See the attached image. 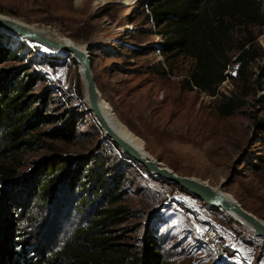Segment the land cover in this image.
<instances>
[{
	"label": "rangeland",
	"instance_id": "obj_1",
	"mask_svg": "<svg viewBox=\"0 0 264 264\" xmlns=\"http://www.w3.org/2000/svg\"><path fill=\"white\" fill-rule=\"evenodd\" d=\"M118 1L0 0V17L84 52L100 108L117 134L145 158L264 224V56L249 68L253 84L244 105L222 116L218 99L186 82L194 60L162 53V28L150 18L148 0ZM232 35L237 42L255 38L254 47L264 52V29L240 26ZM0 47L15 54L0 67L31 75L36 99L49 96L41 109L50 122L33 132L40 142L21 154L20 188L7 193L18 204L17 241L26 244L18 248L20 264L56 251L100 205L90 190L78 191L79 175L67 179L50 204H35V181L46 161L62 157L76 165L89 162L87 168L102 165L108 183L120 185L131 216L116 228L125 236L118 241L134 252L152 239L168 264H264V234L148 170L107 136L91 109L83 67L72 55L2 29ZM229 74L220 91L240 95L238 65L232 63ZM70 127L71 141L47 135ZM4 146L0 137L1 153Z\"/></svg>",
	"mask_w": 264,
	"mask_h": 264
},
{
	"label": "trees",
	"instance_id": "obj_2",
	"mask_svg": "<svg viewBox=\"0 0 264 264\" xmlns=\"http://www.w3.org/2000/svg\"><path fill=\"white\" fill-rule=\"evenodd\" d=\"M147 7L150 18L162 28V53L194 60V68L186 81L190 88L218 99L220 115L235 114L252 90L249 68L264 52L254 47L255 38L237 42L232 34L240 26L264 29V0H148ZM233 52L235 54L231 55ZM14 56L10 48L0 47V66ZM232 63L238 65L242 80L240 95L219 89L230 78ZM34 88L35 80L31 75L0 67V137L6 149L2 153L0 149V264H20L18 248L26 247L17 241L19 229L13 210L18 204L13 203L15 198L7 193L20 188L21 154L40 142L41 135H33V132L41 123L50 122L41 109L49 96L43 94L36 99L31 94ZM259 127L264 128V122ZM47 135L71 141L75 134L70 127ZM88 165L89 162L85 166L73 164L65 157L46 161L41 176L35 181L36 205L50 204L58 188L77 175L80 176L78 191L90 190L91 201L100 205L87 224L77 228L73 237L56 251L47 256L42 254L39 260L26 264H168L156 251L152 239L146 240L141 253L118 241L125 236L117 234L116 228L129 220L131 211L125 204L120 185L116 181L113 185L108 183L107 169L102 165L87 168ZM5 187L10 189L5 190ZM87 197L86 192L80 201Z\"/></svg>",
	"mask_w": 264,
	"mask_h": 264
},
{
	"label": "water",
	"instance_id": "obj_3",
	"mask_svg": "<svg viewBox=\"0 0 264 264\" xmlns=\"http://www.w3.org/2000/svg\"><path fill=\"white\" fill-rule=\"evenodd\" d=\"M0 29L12 32L14 34L20 35L22 37L38 41L50 48L60 50L62 52H66L71 54L73 58L79 62L83 67V74L86 80L88 98L91 105V109L94 112L95 117L101 124V126L106 131L107 136L112 139L115 144L123 149L127 155L131 156L135 161L140 163L142 166L146 167L148 170L153 171L157 175L164 177L165 179L175 182L179 184L181 187L189 190L194 193L200 199L208 201L211 204H215L217 206L222 207L226 211H229L235 214L238 218H240L247 226H249L254 231L264 234V224H261L254 218H252L249 214H247L241 207L229 202L225 198L220 195H217L214 192H211L195 182L178 176L166 168L160 167L154 161H151L145 158L141 153H139L135 148H133L129 143H127L119 134H117L111 126L107 123L104 116L100 111L99 99L97 95V89L95 86L94 78L91 74V66L89 59L80 49L70 45H64L57 41L51 40L48 37L43 36L42 34L37 33L33 29L27 28L26 26L20 24L19 22L0 17Z\"/></svg>",
	"mask_w": 264,
	"mask_h": 264
},
{
	"label": "bare ground",
	"instance_id": "obj_4",
	"mask_svg": "<svg viewBox=\"0 0 264 264\" xmlns=\"http://www.w3.org/2000/svg\"><path fill=\"white\" fill-rule=\"evenodd\" d=\"M130 0H119L118 2H121V3H128ZM129 7V6H128ZM127 9H129L127 12H126V14H130V12H131V9L130 8H127ZM128 28V27H127ZM34 30V29H33ZM34 31H36L37 33H39V34H42L43 36H45V37H48V36H46L45 34H43V33H41V32H39V31H37V30H34ZM49 39H51V40H54V39H52V38H50V37H48ZM54 41H56V40H54ZM58 42V41H57ZM59 43H61V42H59ZM61 44H63V43H61ZM64 45H66V44H64ZM46 46V45H45ZM71 46V45H70ZM100 106V105H99ZM100 111H101V113H102V115L104 116V114H103V112H102V110H101V108H100ZM104 118H105V116H104ZM105 120L107 121V119L105 118ZM107 123H108V121H107ZM109 124V123H108ZM110 125V124H109ZM111 126V125H110ZM112 128V127H111ZM113 129V128H112ZM114 130V129H113ZM115 131V130H114ZM120 136V135H119ZM140 153V152H139ZM215 205V204H214ZM229 212V211H228ZM231 213V212H230ZM233 214V213H232ZM233 215H235V214H233ZM236 216V215H235ZM237 217V216H236ZM240 219V218H239ZM241 220V219H240ZM242 221V220H241Z\"/></svg>",
	"mask_w": 264,
	"mask_h": 264
},
{
	"label": "built area",
	"instance_id": "obj_5",
	"mask_svg": "<svg viewBox=\"0 0 264 264\" xmlns=\"http://www.w3.org/2000/svg\"><path fill=\"white\" fill-rule=\"evenodd\" d=\"M219 89H220V88H219ZM209 235H210V237H211L212 239L217 238V237H216V234H215L214 232H212V231L209 233Z\"/></svg>",
	"mask_w": 264,
	"mask_h": 264
}]
</instances>
